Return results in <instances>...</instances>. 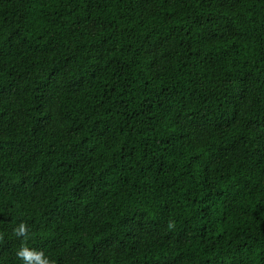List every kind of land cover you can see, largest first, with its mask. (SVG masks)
<instances>
[{
    "label": "trees",
    "instance_id": "obj_1",
    "mask_svg": "<svg viewBox=\"0 0 264 264\" xmlns=\"http://www.w3.org/2000/svg\"><path fill=\"white\" fill-rule=\"evenodd\" d=\"M0 264H264V0H0Z\"/></svg>",
    "mask_w": 264,
    "mask_h": 264
}]
</instances>
